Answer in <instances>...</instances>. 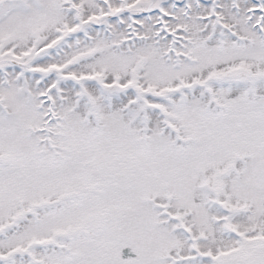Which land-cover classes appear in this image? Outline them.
<instances>
[{"label":"snow or ice","instance_id":"1","mask_svg":"<svg viewBox=\"0 0 264 264\" xmlns=\"http://www.w3.org/2000/svg\"><path fill=\"white\" fill-rule=\"evenodd\" d=\"M0 264H264V0H0Z\"/></svg>","mask_w":264,"mask_h":264}]
</instances>
